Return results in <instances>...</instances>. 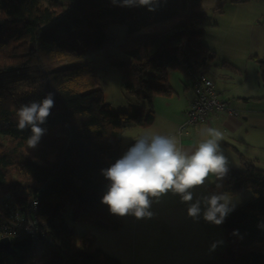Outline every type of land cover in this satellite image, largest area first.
Masks as SVG:
<instances>
[{"label":"trees","instance_id":"1","mask_svg":"<svg viewBox=\"0 0 264 264\" xmlns=\"http://www.w3.org/2000/svg\"><path fill=\"white\" fill-rule=\"evenodd\" d=\"M201 0H159L154 11L112 0H0V227L14 230L11 245L0 248V264H124L78 233L72 221H90L117 230L124 221L101 203L110 183L109 168L138 138L123 144L130 123L146 127L155 119L154 97L173 89L168 71H207L215 55L203 42L206 19ZM125 25L129 34L150 27L107 62L120 69L125 91L142 106L116 109L104 98L96 68L80 58L117 37L107 30ZM264 23V20H263ZM264 87V53L254 54ZM55 93V107L42 127L47 133L30 148V129L17 128V110ZM220 184L221 187L216 185ZM253 196L226 217L225 247L214 261L201 264H264V169L241 154L207 192ZM39 201L38 209H31ZM36 219L44 229L38 239L22 236L23 223L11 215ZM15 237L17 239H15Z\"/></svg>","mask_w":264,"mask_h":264},{"label":"crops","instance_id":"2","mask_svg":"<svg viewBox=\"0 0 264 264\" xmlns=\"http://www.w3.org/2000/svg\"><path fill=\"white\" fill-rule=\"evenodd\" d=\"M263 10L264 4L254 18L256 21L264 19ZM257 24L260 26L258 33L264 35L261 27L264 23ZM176 70L168 71V81L172 89H176L175 92L173 90L169 96L159 94L154 97V122L146 127L138 125L135 138L145 133L171 136L176 139L178 147L193 151L208 138L201 133L207 128H214L223 134L219 144L229 164L240 166L241 154H244L263 168L264 87L259 67L243 70L232 58H226L222 66L210 63L207 70L214 77L217 90L230 106L239 111V115L220 112L197 127L186 126L182 132L180 127L185 122L194 90L191 78ZM214 178L210 175L206 181L211 183ZM203 191H207L206 187ZM150 201L151 218L137 219L128 214L122 217L124 223L117 230L88 225L83 233H90L98 245L124 264H201L216 260L224 250L226 240L222 224L218 229L203 218L194 220L189 217V203L181 202L178 194L167 192L151 197ZM213 244L216 245L214 249Z\"/></svg>","mask_w":264,"mask_h":264},{"label":"clouds","instance_id":"3","mask_svg":"<svg viewBox=\"0 0 264 264\" xmlns=\"http://www.w3.org/2000/svg\"><path fill=\"white\" fill-rule=\"evenodd\" d=\"M112 2L117 4V0ZM158 5L159 0H119L121 7L145 6L149 11H154ZM54 107L55 93L48 92L41 100L30 101L17 110L18 130L30 129V148H36L47 133L42 125L47 123ZM201 135L208 138L193 151L178 147L171 136L142 135L109 168L101 169V174L110 182L101 203L121 217L132 214L137 219L151 218L150 197L172 192L178 194L182 202L189 203V217L198 220L202 213L206 222L221 225L234 210L223 193L199 196L193 202L194 190L206 187L210 175L222 180L229 172V161L219 144L223 134L207 128ZM215 246L213 244L212 248Z\"/></svg>","mask_w":264,"mask_h":264},{"label":"rangeland","instance_id":"4","mask_svg":"<svg viewBox=\"0 0 264 264\" xmlns=\"http://www.w3.org/2000/svg\"><path fill=\"white\" fill-rule=\"evenodd\" d=\"M263 4L264 0H201L198 2L197 10L204 11L207 14L206 19L201 23L204 28L203 42L215 55L214 61L212 62L214 65L222 66L226 58H232L243 70L247 67L249 69L251 67H254V69L258 67L253 56L254 54L264 53V35L258 33L257 29L260 26L257 23L262 24L264 19L258 22L254 18L259 14L260 7ZM261 27L264 29V26ZM149 29L150 27H146L138 33L129 34L126 31L125 25L112 23L108 26L107 30L116 33L117 37L94 48L80 58L81 63H89L96 68L101 86L104 90V98L116 109H129L134 105L142 106V103L138 102L125 91L120 69L109 64L107 57L111 54L125 56V48L136 43L140 39V36L149 31ZM176 71L181 72V70ZM173 78L175 82V77L173 76ZM138 127L136 123H130L125 127L122 136L123 144L130 142L137 136L136 134L139 131ZM208 184L206 181V189L208 188ZM107 189L108 185L106 186ZM203 189L204 187H198L194 190L193 202L199 196L208 195L207 191L205 192ZM224 195L234 206L242 204L253 196L251 189ZM201 207L203 209V205ZM69 212L70 208L68 207L66 218L68 222L73 224L79 234L85 232L84 230L87 229L86 226L88 225L99 227L90 221L88 222L89 224H87V221H72ZM200 218H203L202 213ZM213 226L218 229L222 227L221 225L217 226L214 224ZM15 239L17 238L15 237Z\"/></svg>","mask_w":264,"mask_h":264},{"label":"built area","instance_id":"5","mask_svg":"<svg viewBox=\"0 0 264 264\" xmlns=\"http://www.w3.org/2000/svg\"><path fill=\"white\" fill-rule=\"evenodd\" d=\"M190 76L192 80V87L194 90L193 99L186 110L185 122L180 127V132L186 126H198L203 122H207L211 116L220 113L228 112L232 115H239V111L230 106L222 97L216 88L214 78L207 73V71L191 70ZM39 201L32 202L31 209L36 211L38 209ZM17 221L23 223L22 236H29L33 239H38L40 235H44V229L39 225L36 219H25L22 214L16 210L11 215ZM15 234L8 226L0 227V239L5 236Z\"/></svg>","mask_w":264,"mask_h":264},{"label":"water","instance_id":"6","mask_svg":"<svg viewBox=\"0 0 264 264\" xmlns=\"http://www.w3.org/2000/svg\"><path fill=\"white\" fill-rule=\"evenodd\" d=\"M11 245V238L9 236L0 239V248H7Z\"/></svg>","mask_w":264,"mask_h":264}]
</instances>
